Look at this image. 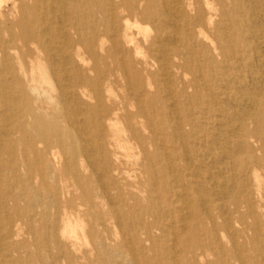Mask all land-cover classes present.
Returning <instances> with one entry per match:
<instances>
[{
  "label": "bare ground",
  "instance_id": "6f19581e",
  "mask_svg": "<svg viewBox=\"0 0 264 264\" xmlns=\"http://www.w3.org/2000/svg\"><path fill=\"white\" fill-rule=\"evenodd\" d=\"M0 264H264V0H0Z\"/></svg>",
  "mask_w": 264,
  "mask_h": 264
},
{
  "label": "rangeland",
  "instance_id": "374dc122",
  "mask_svg": "<svg viewBox=\"0 0 264 264\" xmlns=\"http://www.w3.org/2000/svg\"><path fill=\"white\" fill-rule=\"evenodd\" d=\"M22 204H24V203H22ZM149 220L152 221L153 219H149ZM4 221H7V216H6V219ZM35 226H39V223H36ZM22 228H23V232H22V234L19 237L20 241H28V243H34V244H36L39 241V236H34V235L29 234L28 229H27L26 226H23ZM118 230L119 229L117 227L114 229L115 232H118ZM140 234H141L142 237L144 236V234L142 232ZM116 236H118V237H114L113 236L114 239L119 241L121 239V236L119 234L116 235Z\"/></svg>",
  "mask_w": 264,
  "mask_h": 264
}]
</instances>
